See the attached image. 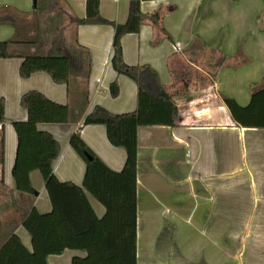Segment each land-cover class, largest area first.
<instances>
[{
    "label": "crops",
    "instance_id": "1",
    "mask_svg": "<svg viewBox=\"0 0 264 264\" xmlns=\"http://www.w3.org/2000/svg\"><path fill=\"white\" fill-rule=\"evenodd\" d=\"M130 1L98 0L99 15L123 24ZM157 7L162 8L161 26L169 37L143 24L138 32L121 36L122 59L128 65H150L165 91L175 96L155 103L143 100L139 108L136 83L111 65L113 26H75L69 21V15L85 16L86 0H0V17L14 18V24H0V41L14 40V51L49 55L68 50L72 35L77 40L72 51L85 48L89 59L88 77L87 66L80 63L68 86L44 71L21 77L18 56L0 59V244L16 234L31 250L24 219L33 208L38 213L52 211L38 170L29 173L33 194L17 191L12 176L17 150L13 124L27 120L20 97L37 90L70 111L68 122L39 123L37 128L59 143L52 164L55 177L79 186L85 163L69 143L74 133L114 171L123 168L126 157L122 147L108 141L105 126L84 125L85 116L95 105L112 113L140 110L136 264H264V128L238 122L252 90L264 84V0L139 2L143 13ZM220 54L222 65L211 76L210 63ZM179 59L195 74L179 79L174 69ZM201 75L207 79L197 80ZM114 80L119 86L116 97L109 93ZM183 85L187 90L175 92ZM85 194L95 215L103 217L105 207ZM85 255L83 250L66 249L49 255L47 262L70 264L72 257Z\"/></svg>",
    "mask_w": 264,
    "mask_h": 264
},
{
    "label": "trees",
    "instance_id": "2",
    "mask_svg": "<svg viewBox=\"0 0 264 264\" xmlns=\"http://www.w3.org/2000/svg\"><path fill=\"white\" fill-rule=\"evenodd\" d=\"M140 0H131L127 20L117 24L102 18L98 11V0H86V14L83 18L69 15L75 26L81 24H108L115 32L111 65L117 74H122L136 83L137 101L140 108L143 100L155 103L164 99L172 100L174 93L166 92L160 83L157 72L148 64L128 65L123 62L120 38L125 33H136L143 24L159 29L169 37L161 26L162 8L151 13H143ZM14 24L11 15L0 17V24ZM74 43H77L73 36ZM33 41H30L32 43ZM14 40L0 41V59L18 56L22 58L19 66L21 77L44 71L57 83H70L77 65L87 66L88 51H55L49 55L18 53L11 45ZM80 48V47H78ZM204 53V52H203ZM206 53V52H205ZM212 53V51H210ZM209 53V54H210ZM222 54L210 63L209 74L222 65ZM205 67V66H203ZM187 71V70H186ZM186 76H191L188 73ZM197 80H206L201 75ZM181 87V86H180ZM187 90L186 86H182ZM175 92L179 90L175 89ZM109 93L116 97L119 86L116 80L109 85ZM189 97V96H188ZM230 105L231 98L222 96ZM171 118L176 116L175 102ZM20 104L27 110V120L14 122L17 136V150L12 167L15 188L19 192L33 194L34 188L29 173L38 170L45 183V189L52 204L49 213H38L34 208L24 219L23 227L31 237V250L27 249L16 234L0 244V264H48L49 255L61 254L66 249L83 250L84 257L74 256L70 264H136V171H137V127L140 110L126 113H112L102 106L95 105L85 116L84 125L101 124L106 128L108 141L125 150V163L120 171L110 169L83 142L78 133L70 138V145L85 163L82 186L69 181L58 180L52 164L59 155L58 141L47 131L39 130V123H66L70 111L66 105L55 103L37 90H28L20 97ZM4 118V102L0 99V124ZM239 125L248 128H264V84L252 90L249 102L241 107ZM85 153L91 155L88 160ZM85 191L97 199L106 209L98 218L90 206Z\"/></svg>",
    "mask_w": 264,
    "mask_h": 264
},
{
    "label": "rangeland",
    "instance_id": "3",
    "mask_svg": "<svg viewBox=\"0 0 264 264\" xmlns=\"http://www.w3.org/2000/svg\"><path fill=\"white\" fill-rule=\"evenodd\" d=\"M44 33H45V30L43 29V33H42V35L45 37V35H44ZM47 35H48V33H47ZM73 36L72 35H70V41H71V44L69 43V48H70V50H73L74 49V45H72V44H74L73 43ZM62 47H63V45H62ZM65 50V49H64ZM75 50V49H74ZM174 69H175V72H178V74L176 75L179 79L181 78V77H184V76H186L185 74L187 73V71L189 70V67H186V65L184 64V61L182 60V59H179V61H178V64L177 65H174ZM187 70V71H186ZM188 73H190V74H195V73H193L192 71H190V72H188ZM184 74V75H183ZM177 90H179V91H181V90H183V88H182V86L180 87H178V88H176ZM183 92H185V91H183Z\"/></svg>",
    "mask_w": 264,
    "mask_h": 264
},
{
    "label": "water",
    "instance_id": "4",
    "mask_svg": "<svg viewBox=\"0 0 264 264\" xmlns=\"http://www.w3.org/2000/svg\"><path fill=\"white\" fill-rule=\"evenodd\" d=\"M85 157H86L88 160H91V159H92L91 155L88 154V153H85Z\"/></svg>",
    "mask_w": 264,
    "mask_h": 264
}]
</instances>
